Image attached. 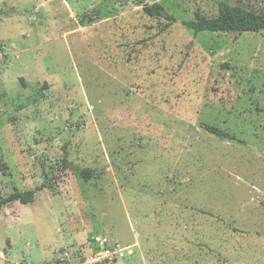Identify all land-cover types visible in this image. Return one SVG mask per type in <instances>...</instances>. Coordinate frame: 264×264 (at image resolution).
<instances>
[{
  "label": "rangeland",
  "instance_id": "rangeland-1",
  "mask_svg": "<svg viewBox=\"0 0 264 264\" xmlns=\"http://www.w3.org/2000/svg\"><path fill=\"white\" fill-rule=\"evenodd\" d=\"M221 3L264 13L0 0V201L33 193L0 208V264H85L96 238L129 248L101 264H126L133 238L187 241L169 264H264V30L182 23Z\"/></svg>",
  "mask_w": 264,
  "mask_h": 264
},
{
  "label": "trees",
  "instance_id": "trees-1",
  "mask_svg": "<svg viewBox=\"0 0 264 264\" xmlns=\"http://www.w3.org/2000/svg\"><path fill=\"white\" fill-rule=\"evenodd\" d=\"M143 12L151 17H161L167 21L173 22L174 17L170 15L164 7L158 4L148 5L143 7ZM183 25L190 28L194 33L201 31L209 32H257L264 30V13H255L249 10H245L240 6H228L225 3H221L219 11L215 17L205 18L201 17L197 20L183 21ZM209 132L216 135H223L228 138V135L216 127L206 126L205 127ZM66 163V161L64 160ZM77 173L88 180L91 178L92 170L89 168H82L76 170ZM33 193L28 192H17L8 196L7 198L0 201V208L12 201L19 200L22 203H25L32 199Z\"/></svg>",
  "mask_w": 264,
  "mask_h": 264
},
{
  "label": "crops",
  "instance_id": "crops-1",
  "mask_svg": "<svg viewBox=\"0 0 264 264\" xmlns=\"http://www.w3.org/2000/svg\"><path fill=\"white\" fill-rule=\"evenodd\" d=\"M133 240L124 241V244H130L134 250L131 259L127 260L126 264H141V261L146 262L148 260L147 257L150 259L153 258L158 264H169L171 262L167 261H174L176 258L185 255L183 243H186L187 241H164L161 243L160 241Z\"/></svg>",
  "mask_w": 264,
  "mask_h": 264
},
{
  "label": "built area",
  "instance_id": "built-area-1",
  "mask_svg": "<svg viewBox=\"0 0 264 264\" xmlns=\"http://www.w3.org/2000/svg\"><path fill=\"white\" fill-rule=\"evenodd\" d=\"M95 250L90 251L85 264H101L104 262H115L124 257L128 247L122 248L117 245H108L106 241L101 238L95 239ZM4 251H0V258H4Z\"/></svg>",
  "mask_w": 264,
  "mask_h": 264
}]
</instances>
